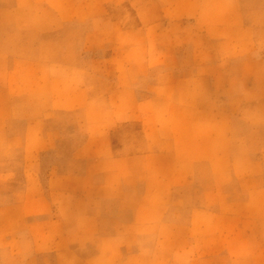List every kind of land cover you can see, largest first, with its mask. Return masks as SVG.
Returning <instances> with one entry per match:
<instances>
[{"label": "rangeland", "instance_id": "374dc122", "mask_svg": "<svg viewBox=\"0 0 264 264\" xmlns=\"http://www.w3.org/2000/svg\"><path fill=\"white\" fill-rule=\"evenodd\" d=\"M20 1L0 0V264H87L89 258L105 264L104 259L94 261L101 235L116 237L122 257L157 251L166 264H264V0H240L246 23L256 25V121L232 116L229 181L220 189L209 168L198 165L159 213L152 207H120L124 189L106 198L91 189L48 188L50 171H66L72 151L84 140L87 112L50 107L42 64L53 55L80 65L95 96L114 90L117 73L106 65L113 54L110 45L84 50V35L91 27L86 21L59 25L49 35L56 51L37 49L45 36L40 29L53 22L54 9L46 0ZM95 1L117 26L136 31L124 45L140 43L139 29L149 23L153 32V23L161 22L157 0ZM86 3L91 14L97 12L94 1ZM149 80H135L136 91L148 90ZM243 105L249 109L253 103L244 99ZM32 121L41 124V137L59 135L56 148L41 150L40 139L33 136L29 142L26 126ZM27 186L36 199L31 207ZM141 188L138 183L134 193ZM42 193L47 201H40ZM137 198L133 195L128 202L139 204ZM199 209L202 214L192 222V211ZM252 221L261 223L256 227Z\"/></svg>", "mask_w": 264, "mask_h": 264}, {"label": "crops", "instance_id": "0c3cea01", "mask_svg": "<svg viewBox=\"0 0 264 264\" xmlns=\"http://www.w3.org/2000/svg\"><path fill=\"white\" fill-rule=\"evenodd\" d=\"M46 1L54 9L56 23L40 29L45 36L36 48L56 51L49 35L67 21H86L91 27L84 35V50L110 45L113 54L106 65L117 73L114 90L95 96L80 65L53 55L42 64L50 107L87 112L84 140L72 151L66 171H50L48 188L59 184L68 191L91 189L95 196L106 198L124 189L120 207H152L159 213L174 189L196 174L198 165L209 168L220 189L226 187L232 116L248 115L256 121V25L246 23L240 0H157L161 22L153 23V32L149 23L139 29V45H124L136 31L117 26L98 1ZM87 1L98 5L96 13L89 12ZM232 67L239 71L230 73ZM147 79L148 90L140 94L134 82ZM244 99L253 103L249 109ZM40 132V123L27 124L29 142L33 136L40 139L41 150L56 148L59 135L41 137ZM138 183L142 190L134 193ZM28 190L27 186L31 207L36 199ZM133 195H139V204L128 202ZM40 198L47 201L43 193ZM201 210L192 211V222ZM252 222L256 227L261 223ZM94 251V261L104 259L105 264H166L165 255L157 251L122 257L115 236H99ZM86 262L95 264L91 258Z\"/></svg>", "mask_w": 264, "mask_h": 264}]
</instances>
